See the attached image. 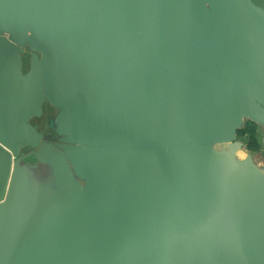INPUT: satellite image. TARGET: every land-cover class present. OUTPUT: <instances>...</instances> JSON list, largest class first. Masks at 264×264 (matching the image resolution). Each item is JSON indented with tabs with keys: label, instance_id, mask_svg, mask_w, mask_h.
<instances>
[{
	"label": "water",
	"instance_id": "95a60500",
	"mask_svg": "<svg viewBox=\"0 0 264 264\" xmlns=\"http://www.w3.org/2000/svg\"><path fill=\"white\" fill-rule=\"evenodd\" d=\"M243 119L264 127V0H0V264H264Z\"/></svg>",
	"mask_w": 264,
	"mask_h": 264
},
{
	"label": "rangeland",
	"instance_id": "374dc122",
	"mask_svg": "<svg viewBox=\"0 0 264 264\" xmlns=\"http://www.w3.org/2000/svg\"><path fill=\"white\" fill-rule=\"evenodd\" d=\"M31 52L32 50L26 47L20 54L21 55L20 71L22 73H25L28 70V59H29V54ZM51 107L52 106H50L46 101H43L41 103L40 114L37 116H31L28 119V123L35 127L36 131L39 133L40 136L46 137L49 135L47 132H51L53 137H56L55 139L56 142L60 143L62 140L61 138L63 136L56 132L55 130L56 126L53 120V116H55V114L58 113V110L54 107H52L51 110ZM50 119L52 120V126L48 127L47 120L49 121ZM263 138H264V127L262 125L256 123H250L248 122L247 119H243L239 128L236 131L235 140L241 142L242 145H245L246 149L244 150V148L241 146L234 152V155H236V157H238L240 160H243L244 162L242 163L245 164L248 163L250 165L256 166L259 169H263L264 168V144L262 141ZM254 144L256 145L255 148L250 149L249 147ZM54 148L55 147L52 148L53 151H58ZM27 149L30 150V153L24 155V153L20 151L19 152L20 156L17 159V164L21 165L22 167L21 168L22 175L26 178L27 184L30 188L39 189L46 196L53 198L56 192L53 191V186L51 185V184L54 185L52 180L51 169L47 166V164L37 160V158L34 155L37 148L33 147ZM225 149H226L225 144L211 145V150L216 153L223 152Z\"/></svg>",
	"mask_w": 264,
	"mask_h": 264
},
{
	"label": "flooded vegetation",
	"instance_id": "af4514ba",
	"mask_svg": "<svg viewBox=\"0 0 264 264\" xmlns=\"http://www.w3.org/2000/svg\"><path fill=\"white\" fill-rule=\"evenodd\" d=\"M51 110H52V107H51ZM54 117L53 116V120H54ZM52 118V117H51ZM51 120V119H50ZM48 121L47 120V126L48 127H51L52 126V120L51 121ZM49 135L46 136V137H43V136H40V140L39 142H44V143H47L49 144V147L52 149L53 147H55L54 149L58 150L59 149V145L62 143V141L60 143L56 142V137H53L52 133L51 132H47ZM28 147H24V149H20V151L22 153H24V155H27L28 153H30V150L27 149ZM19 151V152H20ZM20 154V153H19ZM20 156V155H19ZM18 156V158H19Z\"/></svg>",
	"mask_w": 264,
	"mask_h": 264
},
{
	"label": "trees",
	"instance_id": "16d2710c",
	"mask_svg": "<svg viewBox=\"0 0 264 264\" xmlns=\"http://www.w3.org/2000/svg\"><path fill=\"white\" fill-rule=\"evenodd\" d=\"M248 122L253 123V122H251V121H249V120H248ZM236 131H237V130H236ZM251 140H252V138H251ZM251 140H250V141H251ZM252 142H253V141H252ZM249 144H250V142H249ZM247 146H249V145H247ZM255 146H256V145L254 144V145H251L249 148H250V149H254Z\"/></svg>",
	"mask_w": 264,
	"mask_h": 264
},
{
	"label": "crops",
	"instance_id": "0c3cea01",
	"mask_svg": "<svg viewBox=\"0 0 264 264\" xmlns=\"http://www.w3.org/2000/svg\"><path fill=\"white\" fill-rule=\"evenodd\" d=\"M244 150H245V149H244ZM235 159L238 160V161H243V160H240L238 157H236V155H235Z\"/></svg>",
	"mask_w": 264,
	"mask_h": 264
},
{
	"label": "bare ground",
	"instance_id": "6f19581e",
	"mask_svg": "<svg viewBox=\"0 0 264 264\" xmlns=\"http://www.w3.org/2000/svg\"><path fill=\"white\" fill-rule=\"evenodd\" d=\"M239 151H240V150H239ZM240 152H241V151H240ZM242 154H243V153H242ZM246 154H247V153H246ZM246 154H245V155H246Z\"/></svg>",
	"mask_w": 264,
	"mask_h": 264
}]
</instances>
